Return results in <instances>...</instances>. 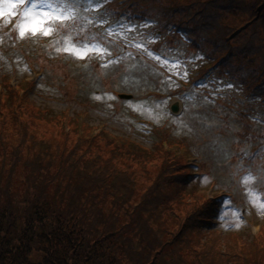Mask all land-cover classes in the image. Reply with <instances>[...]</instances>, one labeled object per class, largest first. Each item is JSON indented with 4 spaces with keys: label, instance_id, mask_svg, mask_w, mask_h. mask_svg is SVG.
<instances>
[{
    "label": "trees",
    "instance_id": "16d2710c",
    "mask_svg": "<svg viewBox=\"0 0 264 264\" xmlns=\"http://www.w3.org/2000/svg\"><path fill=\"white\" fill-rule=\"evenodd\" d=\"M68 3L74 11L65 24L67 32H78L73 36L76 43L105 42L106 52L110 53L98 56L94 65V60L89 61L87 70L93 75L87 73L89 84L80 81L77 85L83 88L73 96L79 99L77 108L88 109L91 89H98L99 76L93 70L98 63L113 61L115 54L118 55L115 60H124L142 57L148 50L169 53L175 54L182 64L193 59L182 69L190 84L203 79V83L210 80L214 89L217 87L212 101L221 104H200L204 112L210 110L217 115L220 109L235 114L232 103L248 98L245 104L236 105H246L245 112L253 110L254 118L249 120L240 113L233 116L240 125L235 130L236 137L239 143L264 139V0H68ZM12 21V16L0 19V32L4 29L7 32L6 27L10 28ZM12 34L13 31L10 37ZM10 37H4L9 46ZM150 42L157 46L147 45ZM42 48L49 53L53 51V46ZM124 51L127 56L120 54ZM26 53L31 57L32 48ZM148 56L149 60L156 59ZM141 64L148 66L143 60ZM208 70L214 74L210 76ZM150 73L152 77L154 73ZM35 81L26 83L31 91ZM124 81L121 79L116 86L126 87L121 85ZM159 82L160 86L156 84ZM6 83L7 75L0 73V86ZM149 84L146 80L141 84L142 93L155 92L156 97L162 94L167 100L173 96L181 101L186 99L185 88L176 81L156 76ZM3 88L0 264H264V227L250 239L244 232L222 233L215 224L226 195H230V206L236 205L228 189L231 185L228 178L235 179V169L251 167L253 157H245L242 152L227 155L228 151L204 138L200 149L170 142L173 130L170 123L168 128L153 125L150 146L132 142L126 149L109 139L104 131L94 134L86 124L80 125V112H76L74 119L66 111L59 120L50 109L35 107L20 94V86ZM69 96L65 93L66 98ZM32 108L38 109L43 122H56L62 127L69 124L68 128L76 132L81 127V134L85 135L73 141L64 129L59 135L54 132L45 135L46 132L39 131L44 129L41 123L26 121L22 114ZM171 143L186 147L191 153L182 155L170 150ZM190 155L195 160L205 156L196 165L208 167L202 171L206 175L211 174L209 166L216 171L218 160L228 161L221 168L222 173L226 172L227 183H218L224 198L216 195L210 199L196 194L194 168L178 163ZM207 156L213 159L211 163ZM261 189L264 190V183Z\"/></svg>",
    "mask_w": 264,
    "mask_h": 264
},
{
    "label": "rangeland",
    "instance_id": "374dc122",
    "mask_svg": "<svg viewBox=\"0 0 264 264\" xmlns=\"http://www.w3.org/2000/svg\"><path fill=\"white\" fill-rule=\"evenodd\" d=\"M25 6H27V0L26 4H18L14 10V17H19V24L22 22L23 9ZM17 10L18 12H16ZM0 11L3 12V15H0V19L6 18L7 16L13 17V15L10 14L7 3L0 4ZM58 23L59 22L55 23L54 30L50 35H43L42 33L32 35L31 33H27L26 35L30 36V38H28L25 42L20 40L21 36L19 34V29L18 32H13L10 37L11 32L15 29L17 23L14 28L6 27V29H8L7 32L4 33L5 29L0 32V55H2V57L0 56L2 59H0V68H3L0 73L6 74L8 79H12L8 80L11 81L12 84L20 86L21 89H18V92L20 94H24V97L29 98L35 107H40L42 110L46 108L50 109L59 120L62 119V116L66 111H68L70 114L68 115L70 117L73 116L74 119L75 116L77 118V115H75L76 112H80L82 113V115L78 117L79 122H82L80 125L86 124V126H88L94 134L104 131L109 139L116 140L118 144L124 145L126 149L128 144H132V142L139 143L143 146H150L152 141L150 139V131L153 127L152 125L154 124L159 127L164 125V127L168 128L169 125L167 123H170L173 128L170 133V142L186 143L191 147L195 145L196 148L199 149L203 136H205V139L212 138L209 139L208 142L213 144L215 143V139L219 142L227 141L226 137L230 136L221 134H225L228 130L234 132L235 134V130H237L240 126L237 121H235L233 115L219 113V116H214L210 110L205 112L198 110V107L196 106L197 104H195L196 102L198 103V106H201L200 104H202L203 99L213 96L210 94L213 90L205 91V89H210V86L213 85L210 80L207 81L205 86L197 80L195 85H192L188 90L183 92V96L186 99L182 102L183 105L180 103L177 104L178 113L181 110L183 111L182 114L175 118H173L174 115L168 111V108L171 103L176 102V98H173L171 102L167 101L166 98L153 99L152 102H149L147 98L143 97V91L140 88L141 84L145 83V80L148 84L151 83L152 80H155L156 76L160 79V75L158 73L159 68L162 71H165V77L163 76L162 79L168 80L172 77H176L179 82H184L188 85V81H186L183 77L182 69L185 68L187 63L193 61V59L186 61L185 64H182L180 59H175L174 62H171L172 57H176L175 54L169 53H165L168 55L164 57H158L159 62L153 59L149 60V56H146L145 59L141 58L143 61L148 63V66L139 63L136 59L129 58L124 60L118 59L117 61H120V64L117 66H115L116 63L114 62L109 63V61H106L103 66L104 69H99L101 65L98 63V65L93 68V70L96 71V77L97 75L99 76V78H97L98 89H91L90 108L88 107L89 110L85 109L84 111L81 108H77L76 104L79 99H76L73 96H76L79 91H83V88H79L77 85H79L80 81H84L89 84L90 80L87 76L89 75L92 77L93 75L92 72H88L87 70L89 65L88 63L90 61L89 59L94 60L92 61L94 65L98 56L110 53L106 52L105 42L93 43L92 41L90 45H86L84 42L82 44L76 43L73 36L78 34V32L76 30L67 32L66 27L68 26L65 24V21L62 22L63 25L61 26H59ZM3 24L4 22L1 25ZM55 26L59 29L58 34ZM4 37H10L14 45L12 42L10 46L8 43H4ZM37 37H39L38 40ZM47 43H55V45L53 44L52 53H48V51L46 52L45 49L42 48L44 46L43 44ZM84 46H88L90 50L83 58L75 55L73 51L64 50L65 48L73 47L75 49H82ZM29 48H32L33 51V55L31 57H29L26 53V50ZM53 54H56V56H53ZM16 55H20L17 63L13 61V59H17ZM62 55H65V57ZM71 57L75 59V61ZM24 59L32 66L31 69L42 74L38 80L35 81L34 79L35 85L33 86L32 91L28 88L26 83L28 81L31 82L34 75L31 76L30 72L26 68ZM112 63H114L113 66H111ZM179 70L181 71V74L178 73ZM150 72L154 73L152 77H149V75H151ZM87 73L89 74L87 75ZM120 73H124V75L120 77ZM206 73L210 76L214 74L211 70L206 71ZM121 79L122 81L125 80L121 85L126 87L116 86L118 81ZM160 83L161 82L156 84H159L160 86ZM1 86H6L7 88L10 85L9 83L8 85L6 83V85L1 84ZM1 86L0 91L4 92L5 90ZM201 87H204L205 89H202ZM119 91H125L123 93L128 95H132L130 92L132 91L133 98L122 103L120 100H117L114 95L115 92ZM65 93L70 96L66 98ZM3 100L4 98L2 97L0 100L1 104L3 103ZM190 101L193 102V104L189 105ZM216 104L221 103L218 102ZM37 111L38 109L32 108V110L29 109L23 111L22 114L26 121L31 120L37 124L41 123L45 130L40 129L39 131L42 133L46 132L45 135H50L52 132L59 135L62 134L63 129L68 130V133L71 134V136H69L72 141L77 137H82L81 135H85L81 134L83 131L81 127H78L76 132L68 128L69 124L67 123V127H62L57 125L56 122H43L40 112ZM249 117L253 118L252 115ZM10 120L11 118L9 121ZM202 123H208L209 128L203 127L201 125ZM196 126L197 132L196 130L192 132ZM157 128H155L156 131ZM157 132H161V130ZM230 143L231 141H228L226 144L228 145ZM262 144L264 145V143ZM171 145L173 146L170 150L177 151L179 154L187 155L186 152H188V154L191 153L186 147H180L177 144L174 145L172 143ZM227 145L226 147L228 148ZM251 145V143H247L242 148L241 152L251 149ZM204 157V155L203 157L198 156L196 162H193L191 158H185L187 161H180L181 159L177 161L180 164L188 165L185 167H193L194 171L197 170L200 173H203L202 171H206L208 167L203 165H201V168L195 167V164L197 162L200 163V161H204ZM206 159L210 163L213 160L209 156H207ZM218 161L219 163L217 162L215 170H220V172H213L208 165L211 174L199 178L200 180L197 181V186H195L198 188V191L196 190L197 195L207 196L212 199L213 196L220 195L222 193L220 189L221 185L218 183H227L225 181L226 172L225 174L222 173L221 168L225 163H228V161ZM258 164L261 166L260 172L264 176L262 155L259 156ZM194 171L193 173L195 174ZM246 176L248 175L236 172L235 181L228 178V181L231 182L228 189L232 192L234 197H237V202L235 206H230L229 201L224 200L222 207L219 209V214L215 217V223L217 224L216 227L222 230V233H232L235 231L244 232L247 237L251 239L256 237L257 233H261L263 231L264 207H261V203L264 202V200L260 198L253 199L250 192H259L261 197H264V190H262L263 193L260 192L261 187L259 186L264 183V179H261L256 183L252 180L245 185L243 178ZM253 187H256V189H251ZM222 188L224 187L222 186ZM207 189H209V191H206ZM194 190L195 189L188 191L187 194L191 195ZM232 241L233 239H226V242Z\"/></svg>",
    "mask_w": 264,
    "mask_h": 264
},
{
    "label": "snow or ice",
    "instance_id": "6c2138e0",
    "mask_svg": "<svg viewBox=\"0 0 264 264\" xmlns=\"http://www.w3.org/2000/svg\"><path fill=\"white\" fill-rule=\"evenodd\" d=\"M7 3L11 15H15V8L18 4H26V0H0V4ZM73 7L68 0H27V6L23 9V19L20 24L17 25L19 34L24 37L27 33L35 35L42 33L43 35H50L54 30V25L57 22H64L73 16ZM0 15L3 12L0 11ZM65 51H73L75 55L83 58L90 50L88 46H84L82 49L65 48ZM59 51V49H58ZM245 185L255 178L248 175L243 178ZM253 199L261 197L259 192H250ZM261 207H264V202L261 203Z\"/></svg>",
    "mask_w": 264,
    "mask_h": 264
},
{
    "label": "water",
    "instance_id": "95a60500",
    "mask_svg": "<svg viewBox=\"0 0 264 264\" xmlns=\"http://www.w3.org/2000/svg\"><path fill=\"white\" fill-rule=\"evenodd\" d=\"M176 109H177V106H176V105H173V106L171 107V110H172L173 112H175Z\"/></svg>",
    "mask_w": 264,
    "mask_h": 264
}]
</instances>
